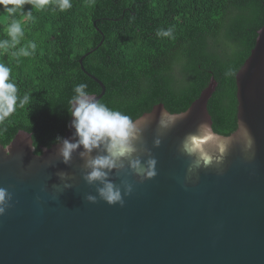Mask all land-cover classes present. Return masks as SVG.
<instances>
[{
    "label": "water",
    "instance_id": "obj_1",
    "mask_svg": "<svg viewBox=\"0 0 264 264\" xmlns=\"http://www.w3.org/2000/svg\"><path fill=\"white\" fill-rule=\"evenodd\" d=\"M96 49L79 64L100 86L93 94L100 100L104 84L82 65ZM217 84L211 76L159 148L153 147L156 118L168 110L159 103L141 115H154L144 140L157 176L140 183L129 175L134 188L124 207L86 201L96 186L82 179V149L65 165L56 143L37 153L24 130L0 143V187L13 193V206L0 217V264H264V21L235 73L236 129L227 135L233 143L223 164L189 177L179 145L201 122L213 125L208 101ZM71 120L62 138L73 137ZM110 178L119 184L123 177Z\"/></svg>",
    "mask_w": 264,
    "mask_h": 264
},
{
    "label": "trees",
    "instance_id": "obj_2",
    "mask_svg": "<svg viewBox=\"0 0 264 264\" xmlns=\"http://www.w3.org/2000/svg\"><path fill=\"white\" fill-rule=\"evenodd\" d=\"M72 8L33 11L24 23L25 37L36 53L17 62L0 52L12 69L10 79L29 94L30 105L18 108L0 124V143L9 144L19 130L32 133L36 152L63 137L73 88L87 83L92 94L106 91L101 102L133 118L163 104L171 113L185 111L207 86L217 87L208 101L214 130L236 129L235 73L253 48L264 21V0H71ZM25 5V11L30 10ZM7 16L0 8V39ZM174 27L175 40L158 38L159 28ZM103 42L99 45L102 40Z\"/></svg>",
    "mask_w": 264,
    "mask_h": 264
},
{
    "label": "clouds",
    "instance_id": "obj_3",
    "mask_svg": "<svg viewBox=\"0 0 264 264\" xmlns=\"http://www.w3.org/2000/svg\"><path fill=\"white\" fill-rule=\"evenodd\" d=\"M25 5L30 10L25 11ZM71 0H0V8L7 16L6 36L0 39V52L10 54L17 62L20 58L31 57L36 53L35 41L21 45L25 37L24 23L33 19V11L50 8L52 12H65L72 8ZM174 27L156 30V37L175 40ZM12 69L0 62V124L8 120L18 108L30 105L32 98L25 93L20 95L18 85L10 79ZM87 83H78L68 101V113L72 117L70 127L74 129L71 139L57 137V155L65 165H70L73 154L79 151L84 161L82 179L88 185L96 186V195L88 194L87 202L95 204L97 198L109 206L124 207L125 197L133 193V184L127 177L134 175L139 182L152 180L157 176V160L145 145L144 132L152 124L154 115L133 118L121 110L111 108L87 91ZM187 113L161 111L156 118V136L153 147L159 148L162 136L176 124L185 119ZM233 138L214 130L212 125L201 122L196 129L187 133L180 142L179 152L189 158L187 173L190 176L201 168L216 167L223 164ZM253 147L249 137L247 148ZM95 153V155H93ZM113 172L123 177L117 184L111 179ZM61 180H67L68 174L59 172ZM65 188L71 187L69 184ZM13 193L6 187H0V217L13 206Z\"/></svg>",
    "mask_w": 264,
    "mask_h": 264
}]
</instances>
